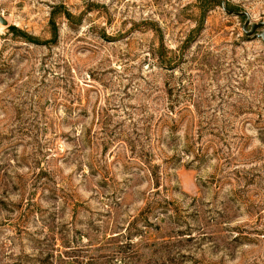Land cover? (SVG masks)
<instances>
[{
	"label": "rangeland",
	"instance_id": "374dc122",
	"mask_svg": "<svg viewBox=\"0 0 264 264\" xmlns=\"http://www.w3.org/2000/svg\"><path fill=\"white\" fill-rule=\"evenodd\" d=\"M221 1L0 0V264H264V45Z\"/></svg>",
	"mask_w": 264,
	"mask_h": 264
},
{
	"label": "water",
	"instance_id": "95a60500",
	"mask_svg": "<svg viewBox=\"0 0 264 264\" xmlns=\"http://www.w3.org/2000/svg\"><path fill=\"white\" fill-rule=\"evenodd\" d=\"M221 7L222 10H224L229 15H236L240 17H245V22L242 25V31L243 33L248 37L249 39H259L262 41L264 45V21H259L257 23L251 22V17L249 13L243 11V12H236L234 10L226 11L224 0L221 1ZM7 21L2 17L0 14V24L3 26H7ZM247 26H250V29L247 30ZM259 28H262V31L259 34H255V31Z\"/></svg>",
	"mask_w": 264,
	"mask_h": 264
}]
</instances>
